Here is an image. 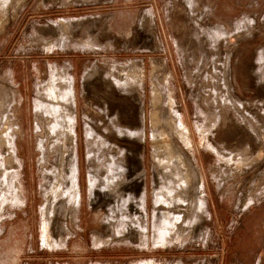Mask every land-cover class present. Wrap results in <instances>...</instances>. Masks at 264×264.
Instances as JSON below:
<instances>
[{
    "label": "rangeland",
    "instance_id": "rangeland-1",
    "mask_svg": "<svg viewBox=\"0 0 264 264\" xmlns=\"http://www.w3.org/2000/svg\"><path fill=\"white\" fill-rule=\"evenodd\" d=\"M1 189L0 264H264V0H0Z\"/></svg>",
    "mask_w": 264,
    "mask_h": 264
},
{
    "label": "bare ground",
    "instance_id": "bare-ground-1",
    "mask_svg": "<svg viewBox=\"0 0 264 264\" xmlns=\"http://www.w3.org/2000/svg\"><path fill=\"white\" fill-rule=\"evenodd\" d=\"M47 98H50L49 99V101L52 99H54L55 100V91L53 90V88L51 89V91H50V96H48ZM66 99H67V97H66ZM69 100V99H68ZM68 103H71V101L69 100V102ZM171 103V105H172V101L170 102ZM53 108H52V110H54L55 109V105L54 106H52ZM51 111V110H50ZM179 130V132H180V138H181V140H182V142H183V144H184V147H186L187 149L189 148V146H190V143H191V140H190V138H188V135L190 134V132H189V130L186 128V126L185 125H183V124H181L180 123V125H179V128H178ZM75 133V132H74ZM70 136H72V134L70 133ZM153 139H154V145H156L157 143H159L160 142V140H159V138L157 137L156 138V136L155 135H153ZM62 146L63 147H65L66 146V144L64 143V144H62ZM166 146V145H165ZM65 149V148H64ZM172 149V148H171ZM168 152V151H167ZM172 153V152H171ZM178 157V160H179V162L181 163V164H179L181 167L182 166H184L185 164H187V162H185V159H184V157L182 158L180 155H178L177 156ZM174 161V160H173ZM75 162V161H74ZM166 162L164 161V160H161L160 161V164H165ZM170 163H172V162H170ZM78 172L77 173H75V171H74V175H73V177H74V179H76L75 180V185H73L72 187H71V193L73 194V201H74V203H77V205H78V203H79V201H80V191H79V187L76 185L77 184V179H78ZM78 176V177H77ZM187 180H188V178H187ZM59 181V183H60V179L58 180ZM186 184L188 185V183L186 182ZM2 185V184H1ZM5 192L6 191H2V189H1V191H0V194L1 195H4L5 194ZM7 193V192H6ZM5 196H3V198H4ZM1 198V197H0ZM76 205V206H77ZM203 208V207H202ZM50 218V217H49ZM47 220V219H46ZM50 220V219H49ZM47 229H48V223H45V225H44V231H45V235H46V238H45V240H44V242H45V244L46 245H48V246H50V244H49V238L47 239V236H48V232H47ZM151 264H154V262H151Z\"/></svg>",
    "mask_w": 264,
    "mask_h": 264
},
{
    "label": "crops",
    "instance_id": "crops-1",
    "mask_svg": "<svg viewBox=\"0 0 264 264\" xmlns=\"http://www.w3.org/2000/svg\"><path fill=\"white\" fill-rule=\"evenodd\" d=\"M73 78H74V77H73ZM73 84H74V83H73ZM73 89H75V87H73ZM75 93H76V92H75ZM41 97H42V96H41ZM43 101H44V100H43ZM45 101H49V99H48V100L45 99ZM49 103H51V104L54 105V104H55V100H51V101H49ZM47 104H48V102H47Z\"/></svg>",
    "mask_w": 264,
    "mask_h": 264
}]
</instances>
